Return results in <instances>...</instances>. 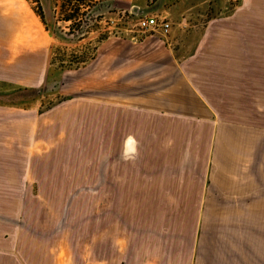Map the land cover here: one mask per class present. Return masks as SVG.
I'll return each mask as SVG.
<instances>
[{
    "label": "crops",
    "instance_id": "crops-1",
    "mask_svg": "<svg viewBox=\"0 0 264 264\" xmlns=\"http://www.w3.org/2000/svg\"><path fill=\"white\" fill-rule=\"evenodd\" d=\"M110 1L168 35L103 41L38 110L1 102L56 87L55 39L0 0V264H264V0Z\"/></svg>",
    "mask_w": 264,
    "mask_h": 264
},
{
    "label": "rangeland",
    "instance_id": "rangeland-1",
    "mask_svg": "<svg viewBox=\"0 0 264 264\" xmlns=\"http://www.w3.org/2000/svg\"><path fill=\"white\" fill-rule=\"evenodd\" d=\"M25 3L36 13L41 15L43 21L51 32L60 36L72 35L75 41L71 43L56 40L52 47V59L54 66L60 68L69 63H80L92 58L95 50L105 40L112 37H132L140 41L144 37L139 33L136 23L140 18L139 10L125 9L110 0H24ZM153 7L157 0H150ZM111 5L110 8H100L103 3ZM231 8V7H230ZM101 9V10H100ZM114 12H111V11ZM71 17L70 21H65ZM67 75H76L74 72H66L57 82L56 87H46L29 91H12L7 93L1 102L3 106L10 108H28L37 101L38 110H44L55 104L59 97L54 95L58 87L67 79ZM6 132V136H8ZM85 155L91 158V149L86 143ZM85 219H91V214H86ZM260 230V229H259ZM262 240V253H264V228L260 230Z\"/></svg>",
    "mask_w": 264,
    "mask_h": 264
},
{
    "label": "trees",
    "instance_id": "trees-1",
    "mask_svg": "<svg viewBox=\"0 0 264 264\" xmlns=\"http://www.w3.org/2000/svg\"><path fill=\"white\" fill-rule=\"evenodd\" d=\"M65 1H68L69 3H71V1L70 0H65ZM109 4V2L108 3H103L102 5H100V8H102V9H104V8H110L111 7V5H108ZM101 10V9H100ZM111 12H114L113 10L111 11ZM39 17H40V19H41V21H42V23L44 24V26H45V28H46V30L56 39V40H58V41H60V42H67V43H71V42H73V41H75V38H72L71 36L72 35H67V37H66V35H64V36H60V34H57V33H54V32H51V30H49V28H48V26L45 24V22L43 21V18L41 17V15H38ZM71 20V17H68V18H66L65 19V21H70ZM95 52H96V50H95ZM95 52H94V54H95ZM94 54H93V56H94ZM93 56H92V58H93ZM91 58V59H92ZM90 59V60H91ZM90 60H88V61H82V62H80V63H76V64H74V63H69L67 66H62V67H60V68H56L55 66H54V60L52 59V55H51V61H50V70H49V72H48V75H47V85H50V84H53V83H57L60 79H61V77L63 76V74L64 73H66V72H70V71H75V70H78V69H80V68H82L83 66H85ZM23 91H28V90H23ZM29 92H34V91H30L29 90ZM51 107V106H50Z\"/></svg>",
    "mask_w": 264,
    "mask_h": 264
},
{
    "label": "built area",
    "instance_id": "built-area-1",
    "mask_svg": "<svg viewBox=\"0 0 264 264\" xmlns=\"http://www.w3.org/2000/svg\"><path fill=\"white\" fill-rule=\"evenodd\" d=\"M136 12L135 10H133ZM139 33L144 36L160 33L162 36H167L170 31V23L164 16L155 15L138 19L136 23Z\"/></svg>",
    "mask_w": 264,
    "mask_h": 264
}]
</instances>
